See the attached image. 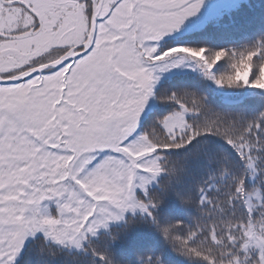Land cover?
<instances>
[{
    "label": "snow or ice",
    "instance_id": "6c2138e0",
    "mask_svg": "<svg viewBox=\"0 0 264 264\" xmlns=\"http://www.w3.org/2000/svg\"><path fill=\"white\" fill-rule=\"evenodd\" d=\"M0 264H264V0H0Z\"/></svg>",
    "mask_w": 264,
    "mask_h": 264
}]
</instances>
